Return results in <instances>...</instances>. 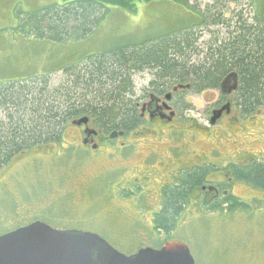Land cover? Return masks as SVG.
<instances>
[{"label":"rangeland","instance_id":"1","mask_svg":"<svg viewBox=\"0 0 264 264\" xmlns=\"http://www.w3.org/2000/svg\"><path fill=\"white\" fill-rule=\"evenodd\" d=\"M187 1L192 6L190 9L169 0L151 3L141 1L132 12L111 7L109 14L86 40L56 44L31 40L35 38L34 35L21 33L18 28L31 15L53 5H62L64 0H0V82L30 78L124 44L190 28L200 23L207 9L218 0ZM226 1V20L239 13H243V17L248 20L255 11L261 9V4L264 8V0ZM194 30H201V44L211 41L208 29L203 31L198 26ZM62 77L60 71L54 74L53 80L59 83ZM134 79L139 99H142L138 102L141 103L139 111L148 103V98L144 100L143 96L147 94L146 88H151L154 76L151 72L138 73ZM223 86H226L225 93L231 88L234 91V95H228L225 100L231 103V99L237 96L236 76L226 79ZM186 89L187 86L179 85L174 88V92H187L184 100L187 103L184 104L188 112L184 116L188 124H178L174 120L164 129L168 132L162 133L159 130L161 126L158 128L155 123L148 126V130H134L127 136L119 134L117 141L132 144L138 141L139 147L144 148L152 147L149 144H152L153 136L158 139L156 141L163 143L186 142V147L195 145L194 148H204L213 144L221 147L222 153L220 155L218 152L217 160L222 163L228 164L234 160L246 164L259 160L264 166L263 109L257 110L255 115L244 117L237 104L231 103L230 111L223 112L222 119L208 130L213 110H217V103L221 104L220 95L224 90H207L195 94ZM177 114L180 120L179 115L183 114ZM148 118L147 115L145 119ZM181 119L185 120L184 117ZM79 120L68 125L60 146L51 143L29 151L1 170L0 233H10L43 221L60 231H93L118 251L131 255L143 246L134 236L125 213L110 197L116 178L107 170L117 166V163L110 155L111 150H107L109 157H102L100 152H105L101 143L108 139H101L98 134L99 137L94 141L98 150L91 149L92 145L83 147V129L74 124ZM194 124L199 127H192ZM151 130L154 134L145 133ZM114 137L115 134L112 139ZM59 152L64 154L60 156ZM66 183H70V187L63 188L62 185ZM235 194L240 201L253 206L252 209L235 208L229 212L196 214L183 222L173 234V241L188 245L196 264H264V189L258 190L239 183ZM145 227L149 225L145 224ZM137 233L144 234V237L147 234L152 236V232L147 233L145 228L137 230ZM158 237L164 239L163 236ZM153 239H157L155 235ZM153 246L156 247L155 244Z\"/></svg>","mask_w":264,"mask_h":264},{"label":"trees","instance_id":"2","mask_svg":"<svg viewBox=\"0 0 264 264\" xmlns=\"http://www.w3.org/2000/svg\"><path fill=\"white\" fill-rule=\"evenodd\" d=\"M141 1L160 0H64L28 17L18 31L34 35L31 40L37 42L79 43L95 31L111 7L132 12ZM169 1L192 7L187 0ZM213 4L204 21L182 31L124 44L30 78L0 82V172L29 151L62 142L68 125L82 118L91 119L106 136L136 130L142 124L134 79L138 73H153L150 87L160 93L180 85L195 94L220 91L235 75V102L241 113L252 116L264 110L263 5L248 20L243 13L226 20L227 1ZM198 26L208 29L211 41L200 43L201 30H194ZM60 71L63 77L55 83L54 74ZM242 174L249 183L264 187L262 164L251 165ZM198 183L199 177L189 179L182 192ZM175 194L160 222L166 233L179 214L181 194Z\"/></svg>","mask_w":264,"mask_h":264},{"label":"flooded vegetation","instance_id":"3","mask_svg":"<svg viewBox=\"0 0 264 264\" xmlns=\"http://www.w3.org/2000/svg\"><path fill=\"white\" fill-rule=\"evenodd\" d=\"M174 88L166 93L146 88L147 94L143 98L144 100L148 98V103L143 105L142 110H139L142 124L135 131L139 129L148 130V126L157 123L155 124L157 125L156 127L159 128L161 126L159 130L162 133H166L168 131H164V129L174 120H177L178 124H188V119L184 116L188 112L187 109L185 110L184 104L187 103L184 101L186 95L180 91L174 92ZM225 89L224 91L220 90V92L222 91L220 95L222 98L221 104L224 106L221 107L220 103L215 105L217 110H213V118L210 119L211 125L208 130L214 128L218 120L222 119L223 112L230 111L231 103L232 105L236 103L235 99H231V103L225 101L228 95H234L232 88L226 93ZM140 104L137 103V107ZM177 113L183 114L182 116L179 115L180 120ZM147 115L149 118L145 119ZM181 117H184L185 120L181 119ZM78 127L83 129L84 136L82 140L88 142L87 145H84L82 141V146L85 148L92 145L91 149L98 150V145L94 142L99 137L98 134L101 139L102 137L108 139L101 143L105 152L101 150L100 152L102 157H105V155L109 157L107 150H111L112 153L110 155L113 156L117 163V166L107 170L108 173H112L116 178L110 197L119 209L125 213L126 219L130 221L134 230V236L141 247L143 246L136 252L147 248L160 250L164 244L174 240L173 234L190 216L202 213L229 212L235 208L252 209L253 206L247 202L240 201V198L235 194V188L239 183L258 190L264 189V187L249 183L242 177V172H245L251 165L262 164L259 160H253L246 164L237 163L234 160L228 164L222 163L217 160L218 152L220 155L222 153L220 146L209 144L208 147L203 146L204 148H194L195 145L186 147V142L163 143L156 141L158 139L153 136L151 137L152 144H149L152 147L144 148L139 147L140 142L138 141H134L135 145L127 142H118L119 134L127 136L124 132L116 134L114 139H112V135L106 136L102 130L97 129L93 125L91 119H89L87 126ZM192 127L199 126L194 124ZM171 130H175V128ZM90 131L95 132V134L88 136L86 132L89 133ZM185 131L189 130L186 129ZM145 133L154 134L152 130ZM55 144L60 146L62 142ZM95 146L97 147L96 149H94ZM59 153L60 156L64 154V152ZM195 177H199V183L182 192V188L186 186L189 179ZM65 186L70 187V183L62 185L63 188ZM175 193L181 194V202H177L179 214L174 218L175 221L171 226L167 228L171 231L166 233L163 228H160L165 227V225H161L160 222L163 220L162 215L170 208L171 201H169V198L176 195ZM236 201L241 207L236 206ZM120 203L125 205L120 206ZM145 224H148L149 227H145ZM142 228H145L147 233L152 232V236L150 234H147L146 237H144V234L138 235L137 230ZM7 233L9 232L0 233V236ZM154 235L157 238L155 240L153 239ZM158 236H163L164 239ZM154 244L156 247L153 246Z\"/></svg>","mask_w":264,"mask_h":264},{"label":"water","instance_id":"4","mask_svg":"<svg viewBox=\"0 0 264 264\" xmlns=\"http://www.w3.org/2000/svg\"><path fill=\"white\" fill-rule=\"evenodd\" d=\"M223 86V90H224ZM89 119L74 122L87 126ZM89 131V130H88ZM88 136L95 132H86ZM87 145V141H83ZM97 147L95 146L94 149ZM0 264H196L190 249L180 242H168L160 250L142 249L127 256L115 250L99 235L60 231L42 222L0 236Z\"/></svg>","mask_w":264,"mask_h":264},{"label":"bare ground","instance_id":"5","mask_svg":"<svg viewBox=\"0 0 264 264\" xmlns=\"http://www.w3.org/2000/svg\"><path fill=\"white\" fill-rule=\"evenodd\" d=\"M205 25V24H204ZM152 77V76H151Z\"/></svg>","mask_w":264,"mask_h":264}]
</instances>
